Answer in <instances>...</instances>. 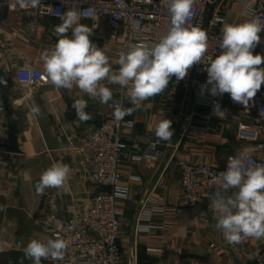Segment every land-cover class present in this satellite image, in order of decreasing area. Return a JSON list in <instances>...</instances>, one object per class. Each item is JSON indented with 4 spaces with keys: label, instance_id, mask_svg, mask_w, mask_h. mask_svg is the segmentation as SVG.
Segmentation results:
<instances>
[{
    "label": "crops",
    "instance_id": "obj_1",
    "mask_svg": "<svg viewBox=\"0 0 264 264\" xmlns=\"http://www.w3.org/2000/svg\"><path fill=\"white\" fill-rule=\"evenodd\" d=\"M247 3L248 0L219 1L213 11L224 16L218 28L221 34L224 23L238 24L248 19ZM61 23V19L40 17L36 32L32 33L20 13L0 6V135L8 144L9 128L13 126L22 152L8 151L3 161L0 264H33L23 249L33 238L45 240L46 223L65 222L71 217L75 203L104 191L94 183L84 154L73 150L68 140L70 137L82 140L96 131L113 108L90 98L75 85L71 90L56 89L46 81L31 91L21 87L16 79L21 67H37L43 71L40 54L57 43L59 37L54 28ZM79 23L92 28L90 39L101 49H107L106 55L116 73V49L108 43L104 30L89 21ZM68 35L71 36V31ZM253 54L264 55V36ZM200 81L206 84L207 78ZM102 84L112 90L113 99L124 108L133 107L126 97L127 89L122 90L108 80ZM208 96L202 101L196 88L178 89L172 99L156 95L125 116L126 121L135 123L133 128L126 129L131 148L121 166L132 199L119 206L124 215L121 248L127 252L129 264H251L256 261L264 264V239L247 238L239 244H229L215 228L217 221L212 219L207 207L192 208L183 197L179 184L180 161L222 169L229 156L245 147L250 149V155L259 153L254 144L238 136L239 125L250 124V116L231 105L227 93ZM80 99L87 102L85 111L92 117L86 122L75 117L67 104ZM214 103L219 104L220 111H225L222 117L214 114ZM33 104L40 108L38 116L30 114ZM161 118L172 121L174 132L169 141L159 140L155 135ZM155 141L161 142L157 160H139L137 157L143 156L148 145ZM53 163L67 164L73 172L64 188H47L39 194L36 184L40 175ZM233 191L236 189L228 194ZM142 226H149L148 230H141Z\"/></svg>",
    "mask_w": 264,
    "mask_h": 264
},
{
    "label": "clouds",
    "instance_id": "obj_2",
    "mask_svg": "<svg viewBox=\"0 0 264 264\" xmlns=\"http://www.w3.org/2000/svg\"><path fill=\"white\" fill-rule=\"evenodd\" d=\"M196 0H165L170 15L166 34L154 44H135L128 51L119 53V69L113 73L107 49H101L90 39L92 28L80 24V14L69 9L59 15L62 23L55 26L57 43L40 54L43 74L56 89L79 88L92 99L113 108L117 120L138 110L142 103L165 91L171 78L183 80L194 65H205L207 82L201 91L212 96L227 93L234 103L245 108L264 85V55L253 54L264 31V21L252 16L243 23H224L219 40L220 54L208 55V34L199 26L188 23L193 15ZM41 0H12L9 8L36 9ZM222 22V21H220ZM71 31V36L68 35ZM118 84L127 89L126 97L133 107L124 108L113 99V92L102 81ZM2 82V81H0ZM210 85V88H209ZM112 103H109V102ZM73 107L77 118L88 121L92 117L85 111L87 102L77 100ZM30 114L38 116V105L30 106ZM213 112L222 117L225 111L214 103ZM172 121L161 118L155 128L159 140L172 139ZM70 174V167L53 163L44 170L36 184V190L43 194L47 188H64ZM217 190L211 198L210 207L216 213L215 228L220 230L229 244H239L247 238L264 239V164H257L250 158V149L245 147L229 156L226 170L217 177ZM236 191L228 193L230 190ZM149 226H142L147 231ZM68 247L67 241L57 236L46 242L33 238L24 247V254L33 264L42 259L63 260Z\"/></svg>",
    "mask_w": 264,
    "mask_h": 264
},
{
    "label": "built area",
    "instance_id": "obj_3",
    "mask_svg": "<svg viewBox=\"0 0 264 264\" xmlns=\"http://www.w3.org/2000/svg\"><path fill=\"white\" fill-rule=\"evenodd\" d=\"M219 1L196 0L193 15L188 21L207 32V54L213 57L220 54L218 45L222 34L218 28L224 22V16L213 11ZM11 2L12 0H0V6L9 8ZM9 9L23 16L32 33L36 32L40 17L60 19L57 12L62 15L69 9L77 10L80 14L79 21H89L104 30L108 43L116 49L117 64L121 51L126 52L129 46L135 44L157 43L166 34L170 24L165 0H41V5L36 9L22 10L18 6ZM211 12V19L207 23ZM246 16L248 19L258 16L264 21V0H248ZM260 36H264V31ZM205 67L202 64L194 65L180 81L173 76L160 95L172 99L178 89L190 91L196 88L199 99L206 101L210 98V93L207 90L201 91L204 84L200 81L203 77L207 78ZM16 79L21 87L31 91L40 88L47 81L40 68L31 66L18 69ZM228 98L231 105L241 109L252 119L248 125H239L238 136L242 141L256 146L259 153L250 155V158L257 164H264V85L247 108L234 103L229 94ZM113 111L103 119L96 131L84 139L70 137L68 140L73 150L84 154L94 183L104 191L86 201L75 203L71 217L65 222L46 223L44 241L59 236L67 241L68 247L63 260L42 259L41 264H129L127 252L121 248L124 215L119 206L132 199V192L125 186L121 166L126 152L131 148L126 138V129L133 128L135 123L126 121L125 117L115 119ZM159 145L160 141L150 143L144 155L137 158L157 160ZM7 153L8 144L0 135V179ZM226 166L227 163L222 169H217L204 163L180 161L178 164L179 184L185 201L192 208L205 205L215 221L216 213L210 207L211 198L218 187L217 177L226 170ZM70 172L73 170L70 169Z\"/></svg>",
    "mask_w": 264,
    "mask_h": 264
},
{
    "label": "water",
    "instance_id": "obj_4",
    "mask_svg": "<svg viewBox=\"0 0 264 264\" xmlns=\"http://www.w3.org/2000/svg\"><path fill=\"white\" fill-rule=\"evenodd\" d=\"M211 16H212V12L209 14L208 16V19H207V23L210 21L211 19ZM68 104V107L70 109V111L73 113V115L75 117H77V113H76V110L75 108L73 107V104L71 103H67ZM8 151L12 154H21V150L19 148V145H18V139H17V135H16V132H15V129L13 126H10L9 128V133H8ZM251 264H258V262H252Z\"/></svg>",
    "mask_w": 264,
    "mask_h": 264
}]
</instances>
